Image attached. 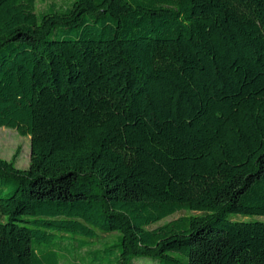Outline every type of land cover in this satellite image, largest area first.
<instances>
[{
  "label": "trees",
  "instance_id": "16d2710c",
  "mask_svg": "<svg viewBox=\"0 0 264 264\" xmlns=\"http://www.w3.org/2000/svg\"><path fill=\"white\" fill-rule=\"evenodd\" d=\"M37 1L0 0V264H264V0Z\"/></svg>",
  "mask_w": 264,
  "mask_h": 264
},
{
  "label": "rangeland",
  "instance_id": "374dc122",
  "mask_svg": "<svg viewBox=\"0 0 264 264\" xmlns=\"http://www.w3.org/2000/svg\"><path fill=\"white\" fill-rule=\"evenodd\" d=\"M56 4V6H65L64 0H45L44 2L37 1L36 11L40 12L45 10L50 4ZM0 157L6 161L14 162L17 168L25 169L29 166L30 162V139L28 136H21L15 129L0 127ZM185 214L184 211L177 212L163 221L150 226L153 228L163 222L171 220L179 215ZM239 219L243 218L238 216ZM257 217H244L243 219H255ZM116 234H104L101 236L100 241L96 244V247H100L104 241H114ZM148 264L151 259L148 258H137L136 264Z\"/></svg>",
  "mask_w": 264,
  "mask_h": 264
}]
</instances>
